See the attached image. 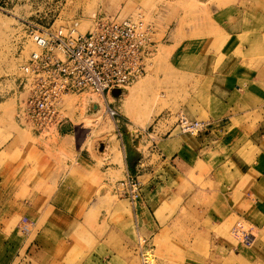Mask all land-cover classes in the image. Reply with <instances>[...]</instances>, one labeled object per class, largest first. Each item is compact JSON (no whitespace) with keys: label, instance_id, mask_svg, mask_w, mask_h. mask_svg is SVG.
<instances>
[{"label":"crops","instance_id":"1","mask_svg":"<svg viewBox=\"0 0 264 264\" xmlns=\"http://www.w3.org/2000/svg\"><path fill=\"white\" fill-rule=\"evenodd\" d=\"M202 3L194 21L200 36L179 40L178 25L177 33H171L176 38L163 45H176L177 62L192 59V73L200 79L201 90L198 99L196 94L192 97L195 109L186 114L208 118L212 124L198 136L170 130L152 151L165 162L162 187L169 188L171 177H187L191 169L197 174L202 167L210 168L212 180L229 194L225 203L209 209L206 218L210 223L220 224L236 216V222L253 225L255 235L256 228L261 230L250 253L227 239L218 241V252L235 264H264V0ZM174 13L164 12L166 16ZM5 118L11 120L12 115L0 107V119ZM11 121L14 128L0 130V264L133 263L134 244L121 220L125 219L130 230L135 218L138 228L153 239V189L145 187L147 192H142L134 212L117 203L109 211L115 222L105 220L99 212L106 213L104 207L110 201L106 196L116 177L112 171L106 174L97 159L74 151L72 125L64 122L57 138L32 133L24 142L16 117ZM62 150L74 158H68L67 171L57 184L47 188L44 176L49 169L54 172L55 155ZM129 157L135 174L146 170L150 177L156 176L159 168H143L144 153L136 144ZM162 202L155 207H165ZM30 210L36 222L33 231L25 234L17 224Z\"/></svg>","mask_w":264,"mask_h":264},{"label":"rangeland","instance_id":"2","mask_svg":"<svg viewBox=\"0 0 264 264\" xmlns=\"http://www.w3.org/2000/svg\"><path fill=\"white\" fill-rule=\"evenodd\" d=\"M200 1L152 0L150 4H145L144 0H0V107L5 114L12 115L11 120L15 117L17 119L19 106L25 96V93L18 88L16 78L21 74V65L35 49L28 36L30 26L58 27L74 22L78 24L81 32H86L94 26L95 17L92 15L94 13L99 16L117 13L136 15L140 12L153 26L154 53L152 52L150 60L148 59L147 72L132 82L122 93L120 89L112 91L111 95L115 98L104 96L118 111L116 117L112 118L106 111V105L103 106L100 102L97 103L99 107L95 108L90 101L82 114L80 109L74 111L72 104L79 105L76 99L87 94L90 95L89 100H91L98 95L91 90L67 95L70 98L63 99L62 102L65 108L63 115L66 116L64 122L72 125L71 129L76 131V134H72L76 138L73 141L74 151L78 149L83 154L92 156L94 160L97 159L104 167L106 174L112 171V177H116L110 187L111 193H107L106 196L110 199L107 203L110 206L104 207L105 214L99 212L100 217L115 222L109 211L117 203L125 204L134 212L135 204L115 191L120 180L125 179L129 174H135L127 163L134 144L144 153L143 168L149 165L159 168L156 176L153 177L147 175L146 170L136 174L144 194L147 192L146 186L148 191L153 189L152 194H154L150 203L154 205V211L151 210L153 218H151L150 231L154 238L144 235L146 231L138 228L134 222L135 218L132 217L130 230L125 219L121 220L122 226H126L127 235L134 244L131 264H143L138 235L146 238L145 248L148 250L146 256L153 258V264H235L233 260L230 262V259H226L218 252L217 244L220 239L231 240L234 246L241 244L232 234V228L238 217H231L220 224L210 223L206 218L212 205L218 202L225 203L229 198V194L222 185L212 180L210 168L202 167L199 171L196 168L197 174L193 172L194 169H191L187 177L180 175L177 178L171 177L169 188L162 187L160 175L162 164L165 162L152 151V138L157 140V144L160 143V138L166 137V134L175 127L179 112L183 111L190 115V111L195 109L193 107L195 104L192 103L193 95L196 94L195 98H199L200 79L195 78L192 73V59L182 58L180 62H177L176 45L168 47L163 44L170 43L176 38L171 37V33L177 30L178 25L181 27L179 40L200 36L201 32L194 27L196 17L200 16L199 8L204 6L202 3L204 0ZM167 10L175 13L166 16L164 12ZM177 11H182V14H176ZM87 21L86 26L84 22L87 23ZM81 24L88 28L83 25L81 27ZM183 28H190V30L187 32ZM148 74L150 79L145 88L138 93V96L129 98V90ZM3 103L4 105L1 106ZM11 120L0 119V130L7 127L10 130L14 128ZM16 125L18 131L24 136V142L31 139L32 133L52 139L62 134V125L48 133H39L32 128H27L18 119ZM55 156L57 164L54 172L51 174L49 169L44 176L47 188L57 184L67 171L68 158L72 160L74 158L64 150L59 151ZM116 171L118 172L114 174ZM162 201L165 202V207H158ZM156 202L159 204L155 207ZM128 212L131 217L132 213L130 210ZM154 219L156 222H153ZM246 225L249 224L246 223ZM260 232V228H256L257 240L251 247L243 245L245 251L250 253L255 248ZM236 264L241 263L237 261Z\"/></svg>","mask_w":264,"mask_h":264},{"label":"built area","instance_id":"3","mask_svg":"<svg viewBox=\"0 0 264 264\" xmlns=\"http://www.w3.org/2000/svg\"><path fill=\"white\" fill-rule=\"evenodd\" d=\"M77 22V21H76ZM154 29L144 15L100 14L94 26L86 32L77 23L58 27L32 25L29 37L35 49L20 67L16 78L18 88L25 93L17 114L18 121L39 133H48L60 127L63 115L62 99L82 90H91L99 96H109L115 89L124 90L147 72L148 59L153 52ZM107 113L112 117L118 111L109 103ZM212 122L190 118L183 111L177 115L173 130L181 134L198 136L207 131ZM153 147L157 140L152 138ZM120 196L137 203L142 187L136 174L120 180L115 188ZM35 214L28 211L17 224L25 234L33 231ZM235 237L245 247L255 243L254 226L236 222ZM146 238L138 235L142 262L146 259Z\"/></svg>","mask_w":264,"mask_h":264},{"label":"bare ground","instance_id":"4","mask_svg":"<svg viewBox=\"0 0 264 264\" xmlns=\"http://www.w3.org/2000/svg\"><path fill=\"white\" fill-rule=\"evenodd\" d=\"M93 15V17H96L97 16V14H92ZM84 24L87 26V24H88V21H87V23L86 22H84ZM82 25L83 24H81V27H82ZM84 26V25H83ZM86 26H84V27H86ZM86 28H88V27H86ZM85 30V28H82V30ZM156 51V50H155ZM154 53V52H153ZM158 54V52L156 53V55ZM155 56V55H154ZM150 60V59H149ZM149 79H150V74H148L147 76H145V77H143V79H141V80H139V81H137V83L135 84V86L131 89V90H129V98L130 97H133V96H138V93H140L144 88H145V86L147 85V82L149 81ZM124 90H121V93L123 92ZM83 94V93H82ZM71 95V94H70ZM73 95V94H72ZM65 97V96H64ZM63 97V99H65V100H68L69 98L66 96V98H64ZM109 97H114V96H112L111 94L109 95ZM89 98H90V95H87V94H84V95H82L80 98H78V99H76L75 101H77L78 100V102H79V105L77 106V105H75V103L74 104H72V107H73V105H74V107L73 108H75L74 109V111L75 110H79L80 109V112H81V114L84 112V110H86V107L88 106V103L90 104V101L92 102V107H95V108H98L99 106H98V102H100V103H102L103 104V106L104 105H106V107H107V104H108V101L106 100V98H104L103 96L101 97V96H98V95H95L94 96V98L93 99H91V100H89ZM115 98V97H114ZM128 98V99H129ZM63 99H62V102H63ZM132 99V98H131ZM64 100V102H66ZM4 105V103L1 105V106H3ZM63 105V104H62ZM102 109V108H101ZM101 109H100V111H101ZM100 111H99V113H100ZM84 115V114H83ZM97 116V115H96ZM89 117V116H88ZM87 117V118H88ZM86 118V117H85ZM90 118V117H89ZM151 257H149V256H146V259H147V262L149 263V264H153V258H151ZM144 264V263H143Z\"/></svg>","mask_w":264,"mask_h":264},{"label":"trees","instance_id":"5","mask_svg":"<svg viewBox=\"0 0 264 264\" xmlns=\"http://www.w3.org/2000/svg\"><path fill=\"white\" fill-rule=\"evenodd\" d=\"M128 163H129L130 169L132 170L133 168H132V165L130 164V161L129 160H128Z\"/></svg>","mask_w":264,"mask_h":264}]
</instances>
